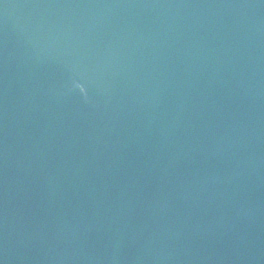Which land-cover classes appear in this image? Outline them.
Returning <instances> with one entry per match:
<instances>
[{
    "label": "water",
    "instance_id": "obj_1",
    "mask_svg": "<svg viewBox=\"0 0 264 264\" xmlns=\"http://www.w3.org/2000/svg\"><path fill=\"white\" fill-rule=\"evenodd\" d=\"M0 264H264V64L228 0H0Z\"/></svg>",
    "mask_w": 264,
    "mask_h": 264
}]
</instances>
